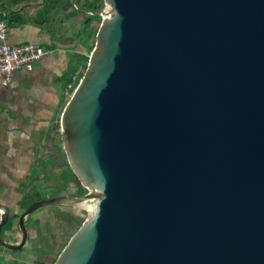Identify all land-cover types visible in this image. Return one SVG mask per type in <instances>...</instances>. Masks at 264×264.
<instances>
[{
	"label": "water",
	"instance_id": "obj_1",
	"mask_svg": "<svg viewBox=\"0 0 264 264\" xmlns=\"http://www.w3.org/2000/svg\"><path fill=\"white\" fill-rule=\"evenodd\" d=\"M92 14L58 120L86 192L18 216L0 204V243L20 249L29 215L66 204L87 215L52 264H264V0H103Z\"/></svg>",
	"mask_w": 264,
	"mask_h": 264
},
{
	"label": "crops",
	"instance_id": "obj_2",
	"mask_svg": "<svg viewBox=\"0 0 264 264\" xmlns=\"http://www.w3.org/2000/svg\"><path fill=\"white\" fill-rule=\"evenodd\" d=\"M96 3L0 0L9 26L6 40L40 44L49 50L32 69L14 71L6 85L0 72V204L10 216H18L34 202L59 194L49 193L50 187L59 183H51L49 165L64 153L58 120L94 40L98 19H89L88 15H94L92 6ZM70 185L72 188L74 184ZM47 206L26 218L28 236L20 249L12 250L0 243V264L34 263L45 247L43 216ZM3 232L10 242L20 240L17 228L3 227Z\"/></svg>",
	"mask_w": 264,
	"mask_h": 264
},
{
	"label": "rangeland",
	"instance_id": "obj_3",
	"mask_svg": "<svg viewBox=\"0 0 264 264\" xmlns=\"http://www.w3.org/2000/svg\"><path fill=\"white\" fill-rule=\"evenodd\" d=\"M98 3V2H97ZM97 5V4H96ZM102 3H98V6L102 7ZM100 18L99 20H97V23L99 24L100 22ZM55 156V155H54ZM66 162V158L63 154V156L61 155V157H54V161L49 165L51 168H49L50 171V181L51 183H54L56 180H59V183L55 184L54 186H52V188L50 187L49 189V193L51 194H56V193H62L65 190V177L66 174L65 173H61V168L62 165H64V163ZM60 171V172H59ZM64 172V171H63ZM69 190H71V187L69 188ZM53 206V205H51ZM63 210L67 209L62 207ZM76 212L79 213L80 218L77 220V222H75L74 218L70 219L71 216L70 215H64V218L60 219V224L55 216L54 213H56L55 209H51V207L47 206V209L44 212V223L46 228L49 230L47 235V239L44 240V245L45 247L43 249H40L39 254H37V258H35V261H38L37 264H52L56 258V256L58 255V253L61 251V249L63 248V246L65 245V243L67 242V240L69 239V237L76 231V229L78 228V226L81 224V222L85 219L86 217V210L80 207H74L73 208ZM69 220H74L70 222ZM69 223H72L73 227L68 229L66 232L62 233V229L64 227L62 226H66L69 225ZM60 238V239H59ZM53 242V246H49L47 247L46 244L48 242ZM41 242H38L37 245H40ZM51 244V243H49ZM36 245V244H35ZM43 250V251H41ZM34 261V262H35Z\"/></svg>",
	"mask_w": 264,
	"mask_h": 264
},
{
	"label": "built area",
	"instance_id": "obj_4",
	"mask_svg": "<svg viewBox=\"0 0 264 264\" xmlns=\"http://www.w3.org/2000/svg\"><path fill=\"white\" fill-rule=\"evenodd\" d=\"M8 32V22L0 5V72L3 74V85L11 81L14 71L21 68L32 69L34 63L49 52L40 44L10 43L6 40Z\"/></svg>",
	"mask_w": 264,
	"mask_h": 264
},
{
	"label": "flooded vegetation",
	"instance_id": "obj_5",
	"mask_svg": "<svg viewBox=\"0 0 264 264\" xmlns=\"http://www.w3.org/2000/svg\"><path fill=\"white\" fill-rule=\"evenodd\" d=\"M97 2L98 3H102L101 2V0H97ZM98 3H96L95 5H93L92 6V9H94L93 7H96V9H94L93 11H97V10H99L100 8H101V6H98ZM103 4V3H102ZM98 17V20H99V17L100 16H97ZM61 155L62 154H64V153H60ZM60 156V155H59ZM63 156V155H62ZM67 161L64 163V165H63V169H66L67 168ZM71 183H73L74 185H73V187L71 188L72 190H69V188L71 187ZM64 186H65V190H64V192H68V193H72V194H82V193H85L86 192V190L85 189H82L83 187H82V185L80 184H78V182H77V179L75 178V177H72V176H70V178H69V180H68V182L67 183H65L64 184ZM82 189V190H81ZM64 192H62V193H64ZM60 194V193H59ZM52 196H54V195H52ZM51 197V196H50ZM49 207H51V209H55L56 211V213H54L55 214V216H56V218H57V220H58V222H59V224H60V219L59 218H61V219H63L64 218V215H70L71 216V218L70 219H73L74 218V220H75V222H77V220L80 218V215H79V213L78 212H76L73 208L74 207H76V206H73V205H66V204H53V206H51V205H49ZM62 207H64V208H67V209H64L63 210V208ZM74 220H69L70 222H72L73 221V223H74ZM62 227H64L63 229H62V233H64V232H66L68 229H70V228H72L73 227V225H72V223H69V225H66V226H62ZM79 227V226H78ZM48 232H49V230L46 228V231H45V233H46V239H47V235L49 236V234H48ZM60 239V238H59ZM49 243H51V244H49ZM46 246L47 247H49V246H53V242L51 241V242H48L47 244H46ZM37 262L38 261H35L33 264H37Z\"/></svg>",
	"mask_w": 264,
	"mask_h": 264
},
{
	"label": "trees",
	"instance_id": "obj_6",
	"mask_svg": "<svg viewBox=\"0 0 264 264\" xmlns=\"http://www.w3.org/2000/svg\"><path fill=\"white\" fill-rule=\"evenodd\" d=\"M101 2L103 3V0H101ZM94 9H96V7H93ZM88 18L89 19H98V17L96 16V15H88ZM100 18V17H99ZM93 42H94V40H93ZM92 46H93V43H92V45H91V48H92ZM63 173H65L66 174V177H65V183H67L68 182V180H69V178H70V176H72V177H75L76 178V176H75V174H74V172L71 170V168H70V166L67 164V168L64 170V172ZM62 174V173H61ZM77 179V178H76ZM77 182H78V184L80 185V183H79V181H78V179H77ZM82 189H84V188H82ZM81 189V190H82ZM9 224V223H8ZM5 225L4 226V228H6V227H9V225Z\"/></svg>",
	"mask_w": 264,
	"mask_h": 264
},
{
	"label": "bare ground",
	"instance_id": "obj_7",
	"mask_svg": "<svg viewBox=\"0 0 264 264\" xmlns=\"http://www.w3.org/2000/svg\"><path fill=\"white\" fill-rule=\"evenodd\" d=\"M86 206H87V208L91 209L93 204L87 203Z\"/></svg>",
	"mask_w": 264,
	"mask_h": 264
}]
</instances>
